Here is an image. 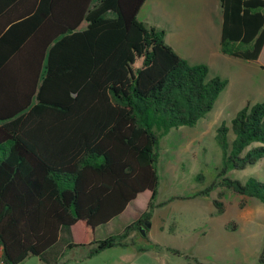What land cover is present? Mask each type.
Returning a JSON list of instances; mask_svg holds the SVG:
<instances>
[{
	"label": "trees",
	"instance_id": "1",
	"mask_svg": "<svg viewBox=\"0 0 264 264\" xmlns=\"http://www.w3.org/2000/svg\"><path fill=\"white\" fill-rule=\"evenodd\" d=\"M218 1L220 52L258 62L264 0ZM144 2L0 0V264L29 255L56 264L61 229L71 235L68 249L92 246L90 255L124 246L163 205L155 202L160 136L194 126L228 80L177 54L165 30L140 20ZM215 137L220 185L264 203V181L225 175L264 156V100L247 102ZM144 193L139 218L95 239L98 226Z\"/></svg>",
	"mask_w": 264,
	"mask_h": 264
},
{
	"label": "rangeland",
	"instance_id": "2",
	"mask_svg": "<svg viewBox=\"0 0 264 264\" xmlns=\"http://www.w3.org/2000/svg\"><path fill=\"white\" fill-rule=\"evenodd\" d=\"M153 7L166 11L169 16L195 12L196 21L213 9L217 19L210 28L205 19L198 22L196 39H182L184 54L180 56L194 64L205 63L210 76L228 80L214 107L194 126L172 127L160 136V182L155 202H163V205L154 210V221L159 217L157 223L162 218L164 222L170 221L171 226L172 220H178L176 224L181 230L174 235L167 234L168 241L173 237L175 244L191 253L190 256L194 254L199 264H257L264 242V203L220 185L222 177L218 172L223 160L215 136L216 128L222 122L229 123L247 102L264 100V64H260L264 63V49L258 58L260 63L221 53L218 46L220 10L213 0H147L138 18L146 17L153 23L163 21L161 16L152 14ZM170 35L173 33L167 32L165 40ZM225 175L241 181L250 177L264 181V156L243 168L228 170ZM213 181L216 184L208 195L195 196ZM214 199L220 202L221 211L213 205ZM176 216L182 217L177 219ZM175 261L181 264L185 260L178 257Z\"/></svg>",
	"mask_w": 264,
	"mask_h": 264
},
{
	"label": "crops",
	"instance_id": "3",
	"mask_svg": "<svg viewBox=\"0 0 264 264\" xmlns=\"http://www.w3.org/2000/svg\"><path fill=\"white\" fill-rule=\"evenodd\" d=\"M146 2L147 0H145V2L143 3L141 9L144 7ZM213 2L218 5V8L220 10L218 18L220 16L221 20V8L219 1L213 0ZM151 12L157 17L161 16L164 20L160 22L156 21L157 23H153L145 17L144 19H142V21L147 23L148 25H154L158 29L165 30L164 39L167 32H172L173 35H170L171 37L167 38V40L165 41L170 44L175 49V52L179 55L184 54L182 45L185 43L182 39H196L197 32L195 33V31H197L198 29V22H200L202 19H205L206 26L210 28L215 18L217 19V16L215 17V12L213 9H210L209 12L207 11L206 13H203L197 21L195 19V12L184 14L181 13L177 16L171 13L169 16L167 15L166 11H160L154 7ZM179 16L182 17L183 20H181ZM184 21L186 22L184 23ZM220 32L218 34V46ZM148 196V193H144L143 195L139 196L136 201L129 202L126 205L124 211L117 218L111 219L107 223L98 226L95 230V239L101 240L110 235L115 236L120 234L129 222H131L132 220L134 221L140 217L142 211L146 207V202L149 198ZM156 208H154V210ZM153 212L151 214L150 220H148L149 225H145L144 234H142L141 231H131L127 235V237L124 238V241L128 244L124 246H111L91 255L89 254V252L92 246H80L68 249L67 244L68 242H70L71 235L68 230L61 229L58 237V244L62 252L61 256H59V258L57 259L56 264H178L177 261H175V259H177L178 257H183L185 260L181 264H199L198 261H196L197 257L194 256V254L190 256L189 254L191 253L185 252L180 246L175 244V242L173 241L174 238L170 236L174 235V233L178 231L180 232L181 229L179 228V226L177 227L176 224L178 220H172L173 225L171 226L170 221L164 222L162 221V218L157 223L159 217L154 221ZM181 217L182 216H176L177 219ZM195 229L196 226H194V230ZM197 229L200 230V225L197 226ZM167 234H170L168 236L172 238L170 240L171 242L168 241L169 239L167 238ZM194 251L195 250H193V253ZM18 264L50 263L43 257H37V255H29Z\"/></svg>",
	"mask_w": 264,
	"mask_h": 264
},
{
	"label": "water",
	"instance_id": "4",
	"mask_svg": "<svg viewBox=\"0 0 264 264\" xmlns=\"http://www.w3.org/2000/svg\"><path fill=\"white\" fill-rule=\"evenodd\" d=\"M144 225H146V226H147V225H149V222H148V221H145V222H144ZM140 231H141V233H142V234H144V233H145V231H144V228H143V227H140Z\"/></svg>",
	"mask_w": 264,
	"mask_h": 264
}]
</instances>
